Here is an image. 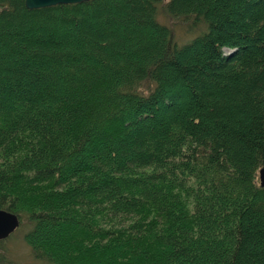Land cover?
Masks as SVG:
<instances>
[{"label":"trees","instance_id":"obj_1","mask_svg":"<svg viewBox=\"0 0 264 264\" xmlns=\"http://www.w3.org/2000/svg\"><path fill=\"white\" fill-rule=\"evenodd\" d=\"M262 165L264 0H0V208L36 259L264 264Z\"/></svg>","mask_w":264,"mask_h":264},{"label":"rangeland","instance_id":"obj_2","mask_svg":"<svg viewBox=\"0 0 264 264\" xmlns=\"http://www.w3.org/2000/svg\"><path fill=\"white\" fill-rule=\"evenodd\" d=\"M157 18L173 29L174 37L180 42L195 33V29L185 22L170 18L161 8L158 9ZM29 227V222L24 219L8 236L0 239V264H49L36 259L24 240V233Z\"/></svg>","mask_w":264,"mask_h":264},{"label":"water","instance_id":"obj_3","mask_svg":"<svg viewBox=\"0 0 264 264\" xmlns=\"http://www.w3.org/2000/svg\"><path fill=\"white\" fill-rule=\"evenodd\" d=\"M86 0H24L27 8H38L51 6L59 3H75ZM259 184L264 186V165L258 170ZM19 224V218L16 213L0 208V239L8 236Z\"/></svg>","mask_w":264,"mask_h":264}]
</instances>
